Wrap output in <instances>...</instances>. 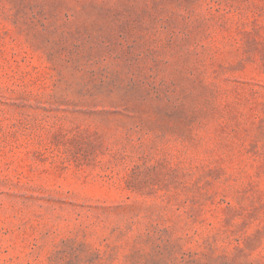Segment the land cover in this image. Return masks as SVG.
<instances>
[{"label":"rangeland","instance_id":"obj_1","mask_svg":"<svg viewBox=\"0 0 264 264\" xmlns=\"http://www.w3.org/2000/svg\"><path fill=\"white\" fill-rule=\"evenodd\" d=\"M0 264H264V0H0Z\"/></svg>","mask_w":264,"mask_h":264}]
</instances>
